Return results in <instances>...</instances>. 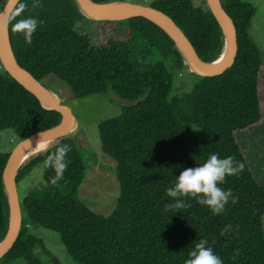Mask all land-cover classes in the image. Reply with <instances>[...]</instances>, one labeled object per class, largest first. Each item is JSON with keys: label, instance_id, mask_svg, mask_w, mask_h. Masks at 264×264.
Returning a JSON list of instances; mask_svg holds the SVG:
<instances>
[{"label": "trees", "instance_id": "16d2710c", "mask_svg": "<svg viewBox=\"0 0 264 264\" xmlns=\"http://www.w3.org/2000/svg\"><path fill=\"white\" fill-rule=\"evenodd\" d=\"M112 2L120 0H94ZM238 33V52L220 75L200 76L190 66L172 37L144 17L106 21L111 34L106 45L95 46L77 30L89 23L75 0H20L27 5L11 19L9 33L18 63L40 82L53 77L76 98L112 91L127 102L119 116L99 124L103 152L117 162L121 192L114 210L103 215L79 198L87 162L75 138L60 137L25 162L17 183L63 144L71 146L64 179L56 186L52 168H43L45 189L22 200L23 223L12 249L0 261L23 259L25 264L50 263L39 252L43 240L30 233L32 225L59 233L69 257L79 264H185L201 239L223 264H264V181L252 171L237 137L264 119V60L249 31L255 6L245 0H221ZM182 28L205 61L224 49L223 32L207 0H156L153 5ZM43 21L31 45L12 31L20 18ZM198 77L182 96L172 95L177 75ZM60 112L49 110L3 69L0 75V131L13 129L21 140L57 125ZM11 152H0V243L10 224V203L3 171ZM211 154L233 156L245 164L238 175L218 185L238 197L214 215L195 199L192 206L164 210L171 203L167 189L185 168L203 164ZM231 225L232 230L221 235Z\"/></svg>", "mask_w": 264, "mask_h": 264}, {"label": "rangeland", "instance_id": "374dc122", "mask_svg": "<svg viewBox=\"0 0 264 264\" xmlns=\"http://www.w3.org/2000/svg\"><path fill=\"white\" fill-rule=\"evenodd\" d=\"M7 1L0 0V12ZM120 1L153 5L156 0ZM245 1L252 3L256 8L249 33L264 60V0ZM193 2L195 5H201L203 0H193ZM87 18L89 23L78 25L77 30L87 34L95 46L106 45L109 39L111 29L106 25V21L120 20ZM3 69L4 67L0 62V75L3 74ZM190 71L194 72L191 66ZM191 72L176 76L172 95L182 96L192 89L198 77ZM41 83L51 93L58 95L62 99V103L69 106L76 117L75 130L68 136L78 141L84 150L87 162L86 175L79 187V198L93 211L103 215L110 214L117 205L121 186L116 176L117 162L102 150L99 124L106 119L119 116L127 102L110 90L104 94L76 98L65 85L58 83L53 77H49ZM237 137L252 171L257 180L262 183L264 181V119L243 132H237ZM19 142L20 139L15 135L13 129L0 131V152H11ZM43 168L44 166L41 164L36 166L19 181L20 200L32 191L40 196L39 194L45 189ZM29 231L43 240L48 253L39 252V255L48 263H50L51 257H54L61 264H79L69 257L59 233L35 225H32ZM0 264H25V261L23 259L7 263L0 261Z\"/></svg>", "mask_w": 264, "mask_h": 264}, {"label": "water", "instance_id": "95a60500", "mask_svg": "<svg viewBox=\"0 0 264 264\" xmlns=\"http://www.w3.org/2000/svg\"><path fill=\"white\" fill-rule=\"evenodd\" d=\"M20 0H8L0 12V19L4 16L11 17L12 11ZM82 13L87 17L105 19H128L132 17H144L161 27L176 42L182 51L186 62L193 71L200 76H216L224 73L236 60L238 52V33L232 17L223 7L221 0H207L209 8L215 16L225 41L228 42V54L222 63L203 60L190 39L175 20L164 11L140 3L128 1L97 2L94 0H75ZM85 12H87L88 16ZM10 23V22H9ZM9 23L6 27H0V62L4 69L40 100L44 107L61 113V121L46 130L32 134L21 140L11 151L3 171V184L10 203V224L8 232L0 247V259L13 247L20 233L23 223L22 205L19 196L17 174L23 163V153L28 145L41 139L56 140L68 136L74 126L76 117L71 108L62 103V99L51 93L33 74L23 68L14 54ZM225 45V44H224Z\"/></svg>", "mask_w": 264, "mask_h": 264}, {"label": "clouds", "instance_id": "9594fccd", "mask_svg": "<svg viewBox=\"0 0 264 264\" xmlns=\"http://www.w3.org/2000/svg\"><path fill=\"white\" fill-rule=\"evenodd\" d=\"M39 0H34L33 8L41 7ZM27 5L20 3L12 17L4 16L0 19V27H6L11 19L20 16ZM43 21L33 17L20 18L12 25V31L24 36L27 45L32 44L33 35L38 26ZM45 147L44 145H41ZM71 151V146L63 144L56 147L44 161L45 168H52L55 175L50 183L56 186L59 181L64 179V173L67 170L70 161L66 159ZM245 168L243 162H238L233 156L221 159L218 154H211L205 163L199 164L194 168H185L176 177L172 187L167 189V196L172 198L171 203L164 205V210H181L190 208L192 205L185 202V198L195 199L199 204L207 206L214 215H220L225 211V206L231 200L232 203L238 201L231 189L224 190L218 185L226 183V177L238 175ZM232 230L231 225H226L221 230V235H226ZM208 240L201 239L195 244V247L189 253V258L185 264H223V261L217 256L211 247H208Z\"/></svg>", "mask_w": 264, "mask_h": 264}, {"label": "bare ground", "instance_id": "6f19581e", "mask_svg": "<svg viewBox=\"0 0 264 264\" xmlns=\"http://www.w3.org/2000/svg\"><path fill=\"white\" fill-rule=\"evenodd\" d=\"M88 16L89 15L87 12H85ZM92 17V16H91ZM228 42L225 41L224 49L221 53V55L217 59V63H222L225 58L227 57L228 54ZM75 130V126L73 127L72 131ZM53 140L51 139H41L32 142L30 145H28L23 153V163L27 162L29 159H31L33 156L37 155L38 153L42 152L43 150L47 149ZM41 145H44L45 147H42ZM2 245V242L0 243V247Z\"/></svg>", "mask_w": 264, "mask_h": 264}]
</instances>
